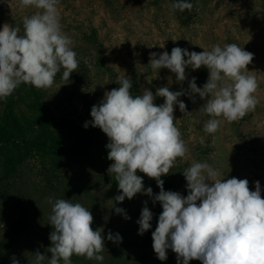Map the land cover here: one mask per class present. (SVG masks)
I'll return each instance as SVG.
<instances>
[{
    "label": "clouds",
    "instance_id": "obj_1",
    "mask_svg": "<svg viewBox=\"0 0 264 264\" xmlns=\"http://www.w3.org/2000/svg\"><path fill=\"white\" fill-rule=\"evenodd\" d=\"M59 0H19L20 7L37 11L24 16L21 28L4 23L0 27V100H6L23 83L37 89L54 84L57 73L63 69L64 80L78 68L77 53L72 39L62 30ZM173 10H191L186 0H176ZM202 52L173 47L171 53L151 52L149 65L153 70L166 68L175 74L178 82L187 79L186 68L206 67L207 82L198 87L192 77L188 90L170 91L160 87L155 94L143 89L133 95L130 77L121 76L119 88L106 91L103 99L93 105L91 121L83 125L100 128L109 138L107 158L113 163L107 169L114 174L121 194L114 200L123 202L143 193L159 202L162 212L152 232V247L160 261L167 259V250L177 256V264L199 260L201 264H264V198L260 182L250 190L247 179H220V172L207 162H193L182 174L188 194L165 191L162 176L169 174L177 158H183L188 147L175 124L174 106L190 115L186 104L179 99L184 95L195 102L198 94L205 103L199 111L211 117L204 131L216 133L221 125L237 121L256 109L259 83L248 65L254 54L236 43L219 44ZM186 57V59H185ZM171 80V78H169ZM156 97H163L160 105ZM144 173L156 180L160 191L153 196L151 187L144 188ZM51 205L49 224L51 246L49 258L39 251L32 264H72L73 255L102 262L105 248L103 228L93 230L94 218L88 208L68 199L48 198ZM141 211L138 234L143 235L152 225L153 213L147 201ZM117 214L124 210L116 207ZM125 219H130L126 214ZM107 240L119 244L122 237L110 231ZM18 264V262H13Z\"/></svg>",
    "mask_w": 264,
    "mask_h": 264
},
{
    "label": "rangeland",
    "instance_id": "obj_2",
    "mask_svg": "<svg viewBox=\"0 0 264 264\" xmlns=\"http://www.w3.org/2000/svg\"><path fill=\"white\" fill-rule=\"evenodd\" d=\"M171 5V0H59L57 6L62 30L71 37L77 59L90 70V77L77 97L69 99L71 104L60 89L66 82L47 88L50 108L59 118L84 123L86 105L79 97L97 105L106 91L120 87L116 81L125 75L131 81L135 78L137 94L145 88L155 94L160 87L187 91L192 77H196L197 86L202 87L209 75L206 67L198 70L186 68L187 79L178 82L170 70L151 68L150 53L167 51L170 54L173 47L202 52L203 48L210 50L215 44L223 47L236 43L254 54L248 70L253 71L259 83L254 94L259 101L256 109L237 121H225L216 133L209 134L203 129L211 117L199 111L205 100L198 94H195V102L187 94L179 97L191 112L184 115L178 105L174 106L175 124L188 152L185 157L177 158L167 177L175 192L186 196L187 182L182 172L193 162H207L220 172V179H247L250 190L254 191L255 182L259 181L264 198V0H197L195 16L186 23H181ZM35 11L33 7H20L19 0H0V27L4 23L13 24L19 26L23 34V17L31 16ZM100 58L103 65L99 64ZM75 87L79 89L78 85ZM163 102V97H156L154 101L156 105ZM101 133L109 143L107 135L102 130ZM33 165L36 167L33 172L25 169V177L17 182L12 192L0 196V239L7 236L12 244L3 249L0 264L15 261L32 264L36 251L51 257L47 252L53 231L49 224V197L53 201L68 199L82 204L94 218L93 230H104L105 248L100 253L104 260L77 256L72 264H177L176 253L171 249L167 250L165 261H160L153 250L152 232L163 210L159 202L153 203V197L138 193L130 200L125 198L117 203L114 198L121 194V190L110 187L104 176L105 169H89L87 166L83 176L79 173L71 176L69 172L72 171L65 168L69 179L59 182L51 174L46 175L49 177L46 181L38 171L39 164L34 162ZM63 172L60 167L54 174ZM143 184L145 189L152 188L153 196L158 194L147 181L143 180ZM68 187L83 191L63 190ZM145 201L153 213L152 227L139 235L137 221ZM116 207L123 209L124 213L117 214ZM125 214L130 219H125ZM109 231L113 235L119 233L122 242L117 244L107 240ZM189 264H201V261L191 260Z\"/></svg>",
    "mask_w": 264,
    "mask_h": 264
},
{
    "label": "trees",
    "instance_id": "obj_3",
    "mask_svg": "<svg viewBox=\"0 0 264 264\" xmlns=\"http://www.w3.org/2000/svg\"><path fill=\"white\" fill-rule=\"evenodd\" d=\"M171 2L173 4L176 0ZM186 2L193 5L191 10L186 9L183 12L174 10L181 23L191 21L197 9V0H186ZM99 64L103 65L102 58L99 59ZM83 65L79 63L69 80L62 78L63 69L55 77L54 84L66 82V85H61L60 89L69 104H71L69 99L76 98L83 85L85 86L89 80L90 70ZM131 82L133 87L130 91L133 95H137L135 78ZM75 85H78L79 89H76ZM48 97L46 89H37L30 84L22 83L6 100H0V196L13 191L17 182L25 177V169L33 172L36 168L34 162L39 164L38 171L47 179L46 181H49L47 174H51V177L59 182L69 179V173L71 176L77 173L83 176L84 170L89 166V169L90 167L105 169L104 176L110 187H118L115 175H109L107 172L113 161L107 158L108 142L102 138L100 128L83 126L92 119L90 112L93 105L86 98L79 97L85 102L87 119L84 123H77L71 118L57 117L50 108ZM60 167L63 168V174L55 175ZM65 168L72 172L67 174ZM137 174L159 193L160 189L155 179L139 171ZM161 179L164 181L165 191H175L167 175L162 176ZM63 190L76 193L83 191L72 187ZM15 199L19 201L18 198ZM11 226L14 227L13 224ZM11 232L12 230L9 231ZM9 241L7 236L0 239V256L3 249L12 246ZM76 259V255L71 257L72 262Z\"/></svg>",
    "mask_w": 264,
    "mask_h": 264
}]
</instances>
